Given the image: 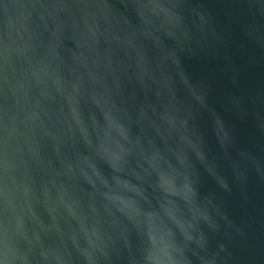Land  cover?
I'll list each match as a JSON object with an SVG mask.
<instances>
[{
  "label": "water",
  "instance_id": "obj_1",
  "mask_svg": "<svg viewBox=\"0 0 264 264\" xmlns=\"http://www.w3.org/2000/svg\"><path fill=\"white\" fill-rule=\"evenodd\" d=\"M0 264H264V0H0Z\"/></svg>",
  "mask_w": 264,
  "mask_h": 264
}]
</instances>
